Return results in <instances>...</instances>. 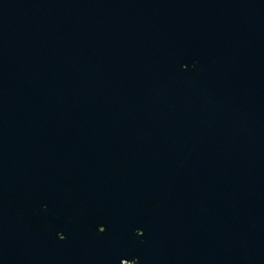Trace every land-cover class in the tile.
Wrapping results in <instances>:
<instances>
[{
	"label": "water",
	"instance_id": "water-1",
	"mask_svg": "<svg viewBox=\"0 0 264 264\" xmlns=\"http://www.w3.org/2000/svg\"><path fill=\"white\" fill-rule=\"evenodd\" d=\"M126 259L264 264V0H0V264Z\"/></svg>",
	"mask_w": 264,
	"mask_h": 264
},
{
	"label": "flooded vegetation",
	"instance_id": "flooded-vegetation-1",
	"mask_svg": "<svg viewBox=\"0 0 264 264\" xmlns=\"http://www.w3.org/2000/svg\"><path fill=\"white\" fill-rule=\"evenodd\" d=\"M102 230H104V228H101ZM139 232H142V230H139ZM59 236V238H63V235H60V233L58 234ZM131 262H135L134 260H125L124 261V264H128V263H131Z\"/></svg>",
	"mask_w": 264,
	"mask_h": 264
}]
</instances>
